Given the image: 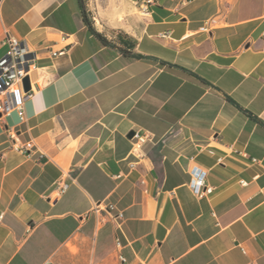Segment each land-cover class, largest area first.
<instances>
[{"label":"crops","instance_id":"1","mask_svg":"<svg viewBox=\"0 0 264 264\" xmlns=\"http://www.w3.org/2000/svg\"><path fill=\"white\" fill-rule=\"evenodd\" d=\"M83 1L105 42L80 0L0 7V59L37 64L0 116V264H264V0Z\"/></svg>","mask_w":264,"mask_h":264},{"label":"built area","instance_id":"2","mask_svg":"<svg viewBox=\"0 0 264 264\" xmlns=\"http://www.w3.org/2000/svg\"><path fill=\"white\" fill-rule=\"evenodd\" d=\"M4 0H0V7ZM213 19L208 23V27L204 30H208L211 24H214ZM4 44L8 45L9 51L0 59V114L7 115L12 111H16L19 115L20 121L23 123L26 121L25 115V102L33 96L34 82L32 78L33 72L37 68L36 59L32 56L29 48L24 45L15 36H8L4 39ZM30 77L31 90H24V78ZM136 141L134 146L141 148L148 140L149 136L146 134H135ZM19 151L25 153L27 147H19ZM208 172L198 167H194L191 170V182L190 186L194 192L201 195L206 188ZM245 184V182H243ZM207 189V188H206ZM66 187H63L56 191V197H59L64 193ZM113 209V207H112ZM123 218V213L118 214ZM3 216H0V221ZM42 264H53L49 261Z\"/></svg>","mask_w":264,"mask_h":264},{"label":"trees","instance_id":"3","mask_svg":"<svg viewBox=\"0 0 264 264\" xmlns=\"http://www.w3.org/2000/svg\"><path fill=\"white\" fill-rule=\"evenodd\" d=\"M81 1V8H82V13H83V17H84V22L86 23V25L88 26L90 32H92L94 35H96L100 40L102 41H106L105 38L99 34L96 29L94 28L92 22L89 20L88 18V13H87V9H86V6L84 4V1L83 0H80Z\"/></svg>","mask_w":264,"mask_h":264},{"label":"water","instance_id":"4","mask_svg":"<svg viewBox=\"0 0 264 264\" xmlns=\"http://www.w3.org/2000/svg\"><path fill=\"white\" fill-rule=\"evenodd\" d=\"M23 84H24V90L25 91H30L32 86H31V81H30V77H25L24 78V81H23ZM1 116V114H0ZM136 132L135 131H131L128 135L129 138H132L133 136H135Z\"/></svg>","mask_w":264,"mask_h":264}]
</instances>
